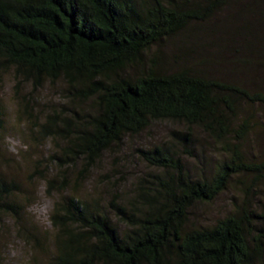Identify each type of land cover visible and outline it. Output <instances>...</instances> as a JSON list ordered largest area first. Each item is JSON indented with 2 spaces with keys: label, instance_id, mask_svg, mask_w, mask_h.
<instances>
[{
  "label": "trees",
  "instance_id": "16d2710c",
  "mask_svg": "<svg viewBox=\"0 0 264 264\" xmlns=\"http://www.w3.org/2000/svg\"><path fill=\"white\" fill-rule=\"evenodd\" d=\"M246 2L0 0V71L34 86L62 80L71 99L90 104L64 157L82 158L86 171L155 122L180 127L138 151L158 173L137 182L130 204L111 203L123 230L98 205L55 204L57 252L49 264H264V203L249 198L264 188V158L244 146L264 130V83L257 82L264 81V0ZM209 35L213 56L179 53L167 68L169 44L179 38L186 48ZM64 122L74 126L71 117ZM53 123L48 117L43 130ZM197 133L223 157L195 177L183 156L203 151ZM232 183L243 188L232 212L212 225L189 224L195 205ZM16 189L0 180V207L16 212L3 202Z\"/></svg>",
  "mask_w": 264,
  "mask_h": 264
},
{
  "label": "rangeland",
  "instance_id": "374dc122",
  "mask_svg": "<svg viewBox=\"0 0 264 264\" xmlns=\"http://www.w3.org/2000/svg\"><path fill=\"white\" fill-rule=\"evenodd\" d=\"M246 6L252 11L253 6ZM257 12L250 16L257 17ZM211 37L187 43L186 48L180 47L179 38L171 41L165 52L169 59L167 68L176 67L171 60H177L179 53L186 52L199 59L204 50L213 56L215 50L208 45ZM0 105V180L6 184L14 182L18 187L3 201L17 205L16 212L0 207V264H49L57 252L58 234L50 217L55 204L66 198H75L89 207L98 205L123 230L125 225L117 220L111 203L130 204L139 194L137 182L158 173L144 162L138 151L159 145L168 139L171 129H180L171 123L155 122L140 134L127 137L119 146L105 151L84 171V160L66 158L63 150L72 138L79 116L89 110L90 104L71 99L62 80L34 86L17 78L12 69H2ZM48 117L54 121L48 130L50 133L43 130ZM66 117L72 118L74 126L66 127ZM197 134L203 151L192 158L183 156L187 169L195 177L201 171L210 173L223 157L207 137ZM244 146L247 154L264 158V130L257 129ZM49 181L54 183L50 185ZM242 189L239 183H232L211 203L195 205L190 211L189 224L207 226L225 217L240 203ZM263 189L254 198L256 190H253L249 198L255 203H264Z\"/></svg>",
  "mask_w": 264,
  "mask_h": 264
}]
</instances>
